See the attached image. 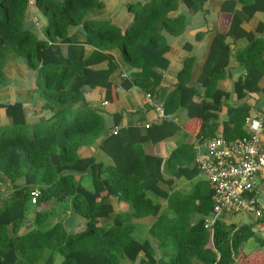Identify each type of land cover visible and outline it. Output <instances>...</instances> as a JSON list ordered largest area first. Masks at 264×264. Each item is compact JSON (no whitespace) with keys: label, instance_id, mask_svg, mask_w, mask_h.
<instances>
[{"label":"trees","instance_id":"1","mask_svg":"<svg viewBox=\"0 0 264 264\" xmlns=\"http://www.w3.org/2000/svg\"><path fill=\"white\" fill-rule=\"evenodd\" d=\"M206 1L131 4L128 11L133 17L123 27L93 18L92 10L104 7L100 0H35L47 17L46 37L40 38L34 27H25L30 0H0V87L10 85L5 67L11 56H18L36 73L35 89L53 113L41 122H28L23 102L0 103V109L10 117L9 123L0 124V174L13 191L0 207V264H128L126 259L132 264H234L241 245L256 234L254 225L264 223V210L256 223L248 225L227 224L216 218L211 224L213 247H208L211 234L206 219L193 223L196 209L182 197L171 202L173 195L162 187L167 181L165 173L179 177L188 172L184 165L186 146L176 149L166 161L148 148L178 132L175 116L180 109H185L189 118L201 115L200 132L211 136L209 121L215 119L229 96L218 82L231 58L228 39L247 38L248 45L238 56L249 75L236 84L238 89H255L264 74L262 38L244 31L237 19L228 32L215 33L195 85H191L192 56L166 96L167 117L145 130L137 125L117 128L123 118L119 113L115 115L116 127L108 132L104 116L84 96L87 88L110 84L119 67L111 53L119 50L131 75L125 85L157 97L164 71L171 63L165 31L178 36L186 27V17L174 13L181 2L190 8ZM237 2L244 5L242 12L236 10ZM222 10L248 19L264 11V0H225ZM75 26L84 31L85 43L95 47L88 59L84 44L74 43L71 37L70 29ZM63 42L69 43L68 48L63 49ZM99 61H108L107 67L95 68ZM246 117L244 109L232 110L226 124L228 140L240 134ZM246 135L244 132L240 137ZM96 146L100 153L90 154ZM77 175H81L79 179ZM37 187L42 194L33 203L31 191ZM108 196L128 204V210L118 215L111 227H105L114 212ZM159 197L171 202L168 208L162 210ZM207 200V211L214 212V190ZM29 204L35 206V227L20 234L29 217ZM70 214L74 220H85V227L71 232L64 221ZM144 218L154 221L138 222ZM140 225H146L147 233L158 238L164 256L157 254L150 240L139 239Z\"/></svg>","mask_w":264,"mask_h":264},{"label":"crops","instance_id":"2","mask_svg":"<svg viewBox=\"0 0 264 264\" xmlns=\"http://www.w3.org/2000/svg\"><path fill=\"white\" fill-rule=\"evenodd\" d=\"M100 1L104 4V7L100 8V11H103L104 15L98 16L96 15L95 10H92L93 18L97 20L107 19L125 27L133 17L128 11V6L146 0ZM224 1L225 0H207L204 3L198 2L190 8L181 2L180 8L174 14H183L186 17V27L183 32H181V35H178L177 37L174 36L176 39L173 43L171 42L172 44L169 42L171 45L169 52L171 63L168 69L164 71L162 89L157 97L153 98L155 101L161 103L165 102L167 94L172 90L173 85L178 80L179 71L182 69L186 59L192 56H194L195 60L191 85H195V82L201 73L205 59L210 51L211 41L215 33L218 31L224 33L228 32L234 19L241 22V27L244 31L262 38L264 45V11L255 12L248 19H241L239 18L240 14L235 13L232 10H222ZM29 5L27 11V19L29 20L28 26L34 27L38 36L44 38L46 37L44 33L45 25L43 21H41L43 16L40 13V10L36 7L35 0H30ZM236 5V10L238 12H242L243 9H245L244 5L240 2H237ZM199 32H202L203 35H199ZM70 34L71 37L74 38V43L84 44L86 58L88 59V57H91L95 47L85 43L86 35L81 27H72L70 29ZM228 40L230 43L231 58L223 77H221L218 82L220 87L226 91L229 96L220 107V111L216 112L215 119L209 121L210 128L208 130L210 131L209 135L211 136H204L200 132L204 121V118L201 115L195 118H189L186 110L180 109L175 116V118H177L175 121L180 126L178 132L172 137H167L156 143H152L148 148L150 152L162 156L166 161L176 149L186 146L187 155L184 165L188 172L183 171L180 173L179 177L176 176L175 173H165L167 181L162 183V187L169 192V195H173L171 202H176L178 197H182L184 201H187V204L196 209L192 213L193 223L202 218L206 219L205 221L208 224L207 227H209L208 229H210L211 234L210 241L207 245L208 247H213L212 235L214 228L211 225L213 224L212 219L221 218L227 224H236L238 226L248 225L258 221V216L250 212L236 213L230 209H224L218 217H215L213 211H207L208 203L210 204V201L208 202L207 199L213 189L206 176L199 173L196 163L197 156L205 155L207 153V140L211 137H224L228 139L226 134L230 132L226 129V124L230 121V115L232 114L233 109H244L247 111V117L264 118V74L259 79L255 89L242 87L241 89H238L236 83L245 81L249 75L246 64H244L238 56V53L247 47L248 40L246 37L238 39L230 37ZM68 45V42L61 43L63 49L68 48ZM111 54L117 61L119 67L112 74L110 84L107 87L98 86L95 88H87L84 96L92 108H95L102 113L106 120V128L108 129V132L116 127L115 115L119 113L123 114V118L117 128L137 125L142 130H145L144 127L146 123L153 121L157 116L155 105L152 100L148 99L146 92L142 91L137 86L131 84H128L127 86L125 85V80L131 76L129 66L123 63L124 61H122L123 58L119 55V50L113 51ZM14 63L15 68L13 70H6L7 77L10 78L11 81H14L12 86L14 92L12 93L13 97L9 100L0 97V103L8 101L23 102L26 108L28 122L37 123L51 117L53 115L52 111L46 108L45 101L35 89L36 73L33 71V78L29 80L27 77L31 73H26V69H29L27 65H25L26 63L17 62L16 60ZM95 64H93L95 65V68H104L107 67L108 61H99ZM7 122H10V117L6 114L5 109L1 108L0 124ZM230 127L234 128V124ZM244 132L246 134L250 133V128L247 125L246 120L242 125V131L235 138L240 137ZM262 137L264 147V133ZM97 146L94 150L90 151V154L98 155L100 153ZM80 176L81 175H77V179H79ZM257 178L254 194L258 198V204L262 209L263 214L264 173L259 174ZM0 184H2L0 207H3L5 200L10 197L13 191L8 190L2 174H0ZM107 199L113 205L114 212L105 222V227H111L114 226L116 217L124 214L128 210V204L120 201L114 196H108ZM157 202L162 206V210L168 208L171 203H168L167 198L164 197L157 198ZM203 203H205V205ZM44 206L48 207L46 204L42 205V207ZM28 210L29 217L21 227L20 234H25L35 227L34 204H29ZM72 217L75 218V216L70 214L64 219L67 228L71 232L79 231L85 227V220H74ZM150 220L154 221V219L144 218V220L139 219L138 222L146 223ZM9 226L10 229H12V224ZM140 226L141 227L138 229L139 239L142 241L150 240L153 248L157 251V254L161 257L164 256V249L160 248L158 238L150 236V234L147 233L146 225ZM253 230L256 234L241 245L239 254L235 255L236 260L234 264H248V261L253 259H256V264H264V244L262 243V239H264V223L254 225ZM141 256H144V253H141ZM125 261L128 264H132L128 259Z\"/></svg>","mask_w":264,"mask_h":264},{"label":"built area","instance_id":"3","mask_svg":"<svg viewBox=\"0 0 264 264\" xmlns=\"http://www.w3.org/2000/svg\"><path fill=\"white\" fill-rule=\"evenodd\" d=\"M157 116L145 127L164 120V103L155 101L150 93ZM106 103V102H105ZM250 128L249 135L228 140L224 137H213L207 140V153L196 158L201 175H205L214 190V214L218 217L224 209L234 212L250 211L262 215L258 204L255 186L259 174L264 173V118H246ZM42 192L40 188L31 191L32 202L36 203ZM216 218L212 219V223Z\"/></svg>","mask_w":264,"mask_h":264},{"label":"rangeland","instance_id":"4","mask_svg":"<svg viewBox=\"0 0 264 264\" xmlns=\"http://www.w3.org/2000/svg\"><path fill=\"white\" fill-rule=\"evenodd\" d=\"M144 2V1H143ZM95 12H96V15H98V16H103L104 14H103V11H100V8H96L95 9ZM40 13L42 14V18H41V21H43V23H44V25L46 26V24H47V17L40 11ZM131 14V13H130ZM26 23H25V27H28V25H29V20L27 19V16H26ZM32 30H34V31H36L35 29H33L32 28ZM37 32V31H36ZM166 33H167V37H168V41L171 43H173V41L176 39L175 37H177V36H173V35H171V34H169V32H167V31H165ZM179 35H181V33L179 32ZM171 43V44H172ZM121 57H122V55H121V53L119 54ZM17 61V62H25L23 59H20L18 56H16L15 58H14V56H11V58L8 60V62H7V65H6V67H5V70H10V69H14L15 67H14V65H15V63H14V61ZM122 61H123V59H122ZM26 63V62H25ZM123 63H125V62H123ZM126 64V63H125ZM26 65V64H25ZM32 72L33 71H31V69L29 68V69H26V73H31V74H29L28 75V79L29 80H31L32 78H33V75H32ZM18 74V73H17ZM7 76V75H6ZM10 79V78H9ZM11 80V79H10ZM15 83H16V81H15ZM13 84H14V81H11V84L10 85H8V86H6V87H0V97H3V99H11L13 96H12V93H14L13 92V90H12V86H13ZM87 89H85V91H86ZM30 93H31V91H30ZM37 93L40 95L41 94V92L39 91H37ZM41 96V95H40ZM43 100H45L44 98H42ZM248 264H256V259H253V260H250V261H248Z\"/></svg>","mask_w":264,"mask_h":264}]
</instances>
